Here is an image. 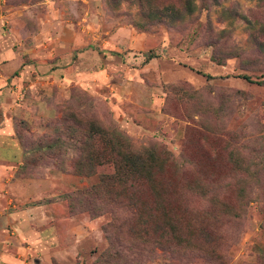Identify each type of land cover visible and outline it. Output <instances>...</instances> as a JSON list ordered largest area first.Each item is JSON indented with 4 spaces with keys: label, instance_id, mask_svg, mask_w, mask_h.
<instances>
[{
    "label": "rangeland",
    "instance_id": "rangeland-1",
    "mask_svg": "<svg viewBox=\"0 0 264 264\" xmlns=\"http://www.w3.org/2000/svg\"><path fill=\"white\" fill-rule=\"evenodd\" d=\"M263 25L264 0H0L24 151L0 264H28V244L31 264H264ZM125 154L152 156L150 175L122 170ZM158 193L202 212L200 252L171 250L147 210Z\"/></svg>",
    "mask_w": 264,
    "mask_h": 264
},
{
    "label": "trees",
    "instance_id": "trees-1",
    "mask_svg": "<svg viewBox=\"0 0 264 264\" xmlns=\"http://www.w3.org/2000/svg\"><path fill=\"white\" fill-rule=\"evenodd\" d=\"M189 2V10H192L191 8V3ZM261 30L264 31V25L260 28ZM243 78H245L248 81L252 82V79L247 76V75H242ZM258 84H264V81H256ZM112 136L115 141L111 142L110 145H115L119 144L118 141H123L118 137L117 132H113ZM116 154H112V159L115 160ZM151 158V161H150ZM140 157L138 155H133V154H125L121 156V159L118 161L119 167H121L122 170H125L126 172L130 173H136V174H146L150 175V166H152V162L154 158L151 157ZM133 186H129V190H131ZM136 189L134 188L133 191ZM155 191V190H154ZM158 196L160 199L156 200V205L153 202V204L147 205L148 208L147 210H154L155 212L151 214V218L155 219V221L159 222V227L162 229H166V227L169 228V232L172 234L171 237L175 239V245L174 249L171 248L172 251H177L179 254L178 257L185 258L188 257L190 254H194L196 252H200L201 247L196 244L194 245L191 243V238H190V232L192 231H197V232H202L203 233V228L201 221L198 220L199 218H194L195 217H201V211L198 210L196 211L191 218L184 219L180 217V215L176 212L174 206H169L170 202H167L164 200L161 196V193ZM178 208V206H177ZM127 215H137L139 213L138 207L134 205L129 206L125 209ZM112 214L115 216H119V208L113 207V209L110 211ZM142 212V210H141ZM104 231H106V228H104ZM188 232V235L186 234ZM199 257V255H197Z\"/></svg>",
    "mask_w": 264,
    "mask_h": 264
},
{
    "label": "crops",
    "instance_id": "crops-1",
    "mask_svg": "<svg viewBox=\"0 0 264 264\" xmlns=\"http://www.w3.org/2000/svg\"><path fill=\"white\" fill-rule=\"evenodd\" d=\"M76 74L77 68L76 63L74 62L65 73V82L68 81L70 77L72 80H75ZM16 98L17 96L15 89H12V87L7 85L0 86V196H5L2 188H5L6 183L9 182L10 178L16 172L18 165L21 163L24 155L22 147L20 146L18 140L14 137V128L12 126V116L16 108ZM10 171H12L13 174H10ZM4 219L3 217H0V237L3 235L2 222L7 224L10 220H12V217L8 216ZM29 235L30 234L28 233V236ZM3 247L4 243H2L0 240V253ZM30 248L31 246L28 244V264H31L32 262L37 263V257L29 258Z\"/></svg>",
    "mask_w": 264,
    "mask_h": 264
}]
</instances>
